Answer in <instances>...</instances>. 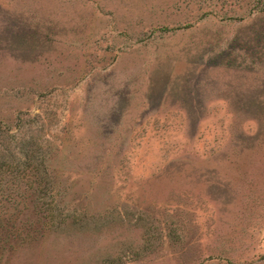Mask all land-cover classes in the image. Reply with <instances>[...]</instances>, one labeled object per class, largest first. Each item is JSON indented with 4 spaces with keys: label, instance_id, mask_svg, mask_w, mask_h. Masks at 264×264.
Returning <instances> with one entry per match:
<instances>
[{
    "label": "rangeland",
    "instance_id": "374dc122",
    "mask_svg": "<svg viewBox=\"0 0 264 264\" xmlns=\"http://www.w3.org/2000/svg\"><path fill=\"white\" fill-rule=\"evenodd\" d=\"M0 264H264V0H0Z\"/></svg>",
    "mask_w": 264,
    "mask_h": 264
}]
</instances>
